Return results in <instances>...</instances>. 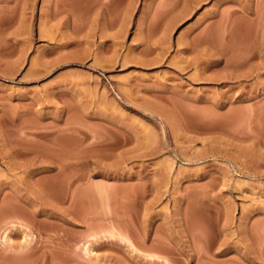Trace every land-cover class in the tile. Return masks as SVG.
<instances>
[{
  "label": "rangeland",
  "instance_id": "obj_1",
  "mask_svg": "<svg viewBox=\"0 0 264 264\" xmlns=\"http://www.w3.org/2000/svg\"><path fill=\"white\" fill-rule=\"evenodd\" d=\"M0 264H264V0H0Z\"/></svg>",
  "mask_w": 264,
  "mask_h": 264
}]
</instances>
